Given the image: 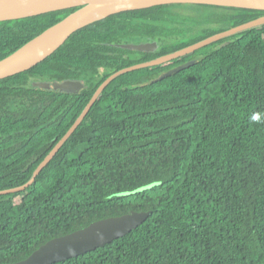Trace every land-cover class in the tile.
I'll return each instance as SVG.
<instances>
[{"label":"trees","instance_id":"16d2710c","mask_svg":"<svg viewBox=\"0 0 264 264\" xmlns=\"http://www.w3.org/2000/svg\"><path fill=\"white\" fill-rule=\"evenodd\" d=\"M185 6L216 10L191 32L186 24L195 17L180 11ZM74 10L0 22V60ZM263 14L206 4L124 11L1 79L0 190L32 177L113 73ZM147 41H158L159 50L117 45ZM192 59L199 61L151 82ZM64 78L83 79L85 87L70 93L33 85ZM134 210L150 216L54 264H264V25L113 80L36 181L0 195V264Z\"/></svg>","mask_w":264,"mask_h":264},{"label":"water","instance_id":"95a60500","mask_svg":"<svg viewBox=\"0 0 264 264\" xmlns=\"http://www.w3.org/2000/svg\"><path fill=\"white\" fill-rule=\"evenodd\" d=\"M168 4H206L264 11V0H0V22L30 18L76 8V10L66 15L58 23L43 31L12 54L1 59L0 80L30 70L56 52L75 32L91 23L124 11ZM263 25L264 14L177 51L116 71L97 88L90 102L86 105L75 123L54 145L34 171L32 177L20 186L0 190V195L20 192L31 186L41 171L51 162L61 147L78 129L107 87L119 76L138 69L161 66L171 60L191 54L209 44ZM51 31L55 32L48 40L24 52L26 47ZM117 45L143 52H156L160 48L158 41L131 42ZM198 61L199 59H192L167 71H163L158 77L152 79L151 82L162 80L187 67L195 65ZM34 83L39 88L70 93H79L85 87L83 79L71 78L36 80ZM149 216L150 211L134 210L122 215L103 218L92 222L84 228L49 240L23 260L4 264H54L95 250L124 236L140 226Z\"/></svg>","mask_w":264,"mask_h":264},{"label":"rangeland","instance_id":"374dc122","mask_svg":"<svg viewBox=\"0 0 264 264\" xmlns=\"http://www.w3.org/2000/svg\"><path fill=\"white\" fill-rule=\"evenodd\" d=\"M201 8L202 7H197V6L179 7L181 12L185 13L190 17H195V21L189 19V23L186 24V26L190 29L191 32H196L201 27V24L204 22L201 17L202 14L209 13V11L211 10H215L214 8H207V9L204 8L201 9Z\"/></svg>","mask_w":264,"mask_h":264},{"label":"bare ground","instance_id":"6f19581e","mask_svg":"<svg viewBox=\"0 0 264 264\" xmlns=\"http://www.w3.org/2000/svg\"><path fill=\"white\" fill-rule=\"evenodd\" d=\"M55 31H51L49 32L48 34H46L45 36H43L42 38H40L39 40L33 42L31 45H29L28 47H26L24 49V52L32 49L33 47L39 45L40 43H43L44 41L48 40L53 34H54ZM203 49V48H202Z\"/></svg>","mask_w":264,"mask_h":264},{"label":"flooded vegetation","instance_id":"af4514ba","mask_svg":"<svg viewBox=\"0 0 264 264\" xmlns=\"http://www.w3.org/2000/svg\"><path fill=\"white\" fill-rule=\"evenodd\" d=\"M215 10H216V9H215ZM260 16H261V15H260ZM257 17H259V16H257ZM35 81H36V80H35ZM35 81H33V85H34L36 88H38V86L35 85V83H34ZM44 89H45V88H44ZM2 90H3V89L0 88V92H2ZM15 104H16V103H15ZM15 104H14V107L18 108V106H15ZM10 108H11V107H10Z\"/></svg>","mask_w":264,"mask_h":264},{"label":"clouds","instance_id":"9594fccd","mask_svg":"<svg viewBox=\"0 0 264 264\" xmlns=\"http://www.w3.org/2000/svg\"><path fill=\"white\" fill-rule=\"evenodd\" d=\"M252 119H255V116H253Z\"/></svg>","mask_w":264,"mask_h":264}]
</instances>
